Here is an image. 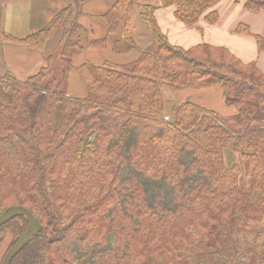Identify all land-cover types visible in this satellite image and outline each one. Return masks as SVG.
I'll list each match as a JSON object with an SVG mask.
<instances>
[{
    "label": "trees",
    "instance_id": "obj_1",
    "mask_svg": "<svg viewBox=\"0 0 264 264\" xmlns=\"http://www.w3.org/2000/svg\"><path fill=\"white\" fill-rule=\"evenodd\" d=\"M221 1L161 3L194 27ZM157 9L116 0L104 16L109 35L120 32L114 52L135 47L136 10L152 44L126 65L82 64L85 98L68 96L73 58L108 38L94 42L71 9L26 39L0 31V51L10 41L43 50L61 26L65 39L36 75L0 76V218L24 206L42 226L10 264H264V74L224 48L172 46ZM55 63L61 75L49 79ZM214 86L236 114L186 103L166 120L164 88ZM226 150L245 167L228 168ZM27 230L22 216L0 228L15 237L8 251Z\"/></svg>",
    "mask_w": 264,
    "mask_h": 264
},
{
    "label": "crops",
    "instance_id": "obj_2",
    "mask_svg": "<svg viewBox=\"0 0 264 264\" xmlns=\"http://www.w3.org/2000/svg\"><path fill=\"white\" fill-rule=\"evenodd\" d=\"M115 2L116 0H0V31L20 40L26 39L46 29L57 15L71 9L74 18L88 30L94 42L108 38L106 44H96L73 58L74 69L69 75L68 96L85 98L87 90L78 71L82 64L90 63L97 67L106 64L126 65L139 59L152 44L151 30L140 20V13L136 10L133 13L132 33L135 47L123 53L114 52V44L120 37V32L110 36L104 16ZM141 2L158 7L155 12L156 21L172 46L183 50L199 45L224 48L243 64H254L264 74V51L259 50L257 40L258 37L264 39V10L257 13L249 11L246 0H222L196 26L190 27L177 18L175 6L164 7L161 0ZM211 13L216 14L215 23L207 20ZM240 29L241 32H238ZM61 40L62 34L56 35L46 43L43 50L15 41L5 42L0 51V74H8L21 81L36 75L46 66L47 58L54 54ZM0 97L3 98L2 101H8L1 86ZM163 97L167 118L172 115L174 107L186 103L224 116L236 114L235 107L226 104L224 91L218 86L201 89L166 87L163 89ZM224 156L228 168L234 165L245 167L243 159L238 163V154L231 150H226Z\"/></svg>",
    "mask_w": 264,
    "mask_h": 264
},
{
    "label": "water",
    "instance_id": "obj_3",
    "mask_svg": "<svg viewBox=\"0 0 264 264\" xmlns=\"http://www.w3.org/2000/svg\"><path fill=\"white\" fill-rule=\"evenodd\" d=\"M20 216L24 217L27 220L28 230L19 239L15 246L7 252L2 261V264H10L11 261L15 258V256L21 252L23 247L42 231V226L40 222L35 218L32 212L24 206L14 207L4 216H2L0 218V228Z\"/></svg>",
    "mask_w": 264,
    "mask_h": 264
},
{
    "label": "rangeland",
    "instance_id": "obj_4",
    "mask_svg": "<svg viewBox=\"0 0 264 264\" xmlns=\"http://www.w3.org/2000/svg\"><path fill=\"white\" fill-rule=\"evenodd\" d=\"M148 27H149V25H148ZM149 29H150V27H149ZM58 34H62V40L60 41V43H59V46H62L63 44H64V42H65V39H63L64 37V27H60V29L59 30H57V32H56V34L54 35V37L56 36V35H58ZM53 37V38H54ZM52 38V39H53ZM60 47H57V49L55 50V52L54 53H56L57 51H58V49H59ZM53 67H54V69H53V73H52V76H50L49 77V79H52V78H54V79H59V76L61 75L60 74V72L58 71V65H56V63H55V65H53ZM0 76H1V74H0ZM21 81V80H20ZM165 89V88H164ZM2 99L3 98H1L0 97V101H2ZM166 120H168V118H166ZM233 152V151H232ZM233 153H235V152H233ZM236 154H238V153H236ZM238 160H239V162L238 163H241L242 162V158L240 157V155L238 154ZM237 163V162H236ZM241 184L243 185V186H245V187H248L249 188V186H250V184H251V181L250 180H247V178L245 177V176H243L242 178H241ZM257 197V194L256 195H254V198H256ZM0 236H5V238H3V242H2V244H1V246H0V264H2V261H3V258H4V256L6 255V253H7V251H8V249L10 248V246H11V244L13 243V239L15 238L13 235H11V234H9V232L8 231H5L4 233H2V234H0Z\"/></svg>",
    "mask_w": 264,
    "mask_h": 264
}]
</instances>
